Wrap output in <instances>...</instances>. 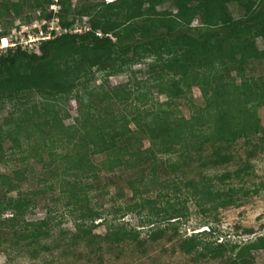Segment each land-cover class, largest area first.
Instances as JSON below:
<instances>
[{
  "label": "trees",
  "instance_id": "trees-1",
  "mask_svg": "<svg viewBox=\"0 0 264 264\" xmlns=\"http://www.w3.org/2000/svg\"><path fill=\"white\" fill-rule=\"evenodd\" d=\"M165 1L173 9L159 10ZM232 3L242 6L238 16L229 8ZM51 5L58 10L49 9ZM70 6L69 0H0V39L8 36L16 20L55 19L59 30L68 29L56 34L53 28L52 37L39 42L38 52H27L20 44L0 51V106L12 107L0 123V162L13 161L20 154V163L34 158L59 177L56 199L62 200L60 206L75 221L73 242L119 244L130 239L141 246L137 230L127 224H107L103 212L90 206L91 185L81 179L97 180L101 168L111 172L148 166L147 175L129 180L134 203L108 213L145 211L141 226L153 225L150 240L163 232L154 225L153 215L167 223L183 216L174 202L166 200L160 206V195L142 194L159 181V186L171 183L178 199L176 183L158 180L157 155H167L163 163L176 174L189 160L201 157L209 144L213 149L203 165L218 166L231 160L229 145L264 131L258 116V108L264 106V76L250 73L255 64L264 63V0H111L81 5L75 11ZM23 9L37 15L22 18ZM76 15L88 17V29L69 31ZM150 58L146 69L133 71L148 74L144 81L135 82V88L129 82L107 87L105 81L78 88L94 72H104V77L122 74ZM194 86L200 90L202 105L190 103L188 117L175 114L174 100L191 99ZM137 87L147 95L152 90L162 95L163 102L155 109L145 108L148 97L135 93ZM71 99L78 104L77 115L67 125L59 105ZM129 102L133 105L128 110L116 109ZM144 139L149 142L146 148ZM94 155H104L101 166L92 161ZM240 172L188 180L183 186L203 210L226 207L236 203L240 189L225 190L215 180L220 184ZM26 180V169L0 172V239L7 236L15 245L32 246L34 255L37 247L46 248L40 243L51 236L52 226L45 216L27 218L37 205V191L23 193ZM41 185L42 192L55 187ZM5 213L8 216L3 217ZM100 223H106L104 234H93ZM211 233L210 229L195 232L179 247L186 254L195 252L196 259L230 253L225 264H252L251 252L264 249V234L239 245L209 241Z\"/></svg>",
  "mask_w": 264,
  "mask_h": 264
},
{
  "label": "rangeland",
  "instance_id": "rangeland-1",
  "mask_svg": "<svg viewBox=\"0 0 264 264\" xmlns=\"http://www.w3.org/2000/svg\"><path fill=\"white\" fill-rule=\"evenodd\" d=\"M69 1L71 11H75L81 5H91L95 2H109L111 0ZM171 4L170 1H165L158 9L162 10L169 7L173 9ZM229 8L234 16H238L242 12V6L237 3L230 4ZM55 9L58 10V6ZM26 15L34 17L37 12L23 9L21 17L23 18ZM74 18L75 21L69 31L82 32L89 27L88 17L76 15ZM193 23L196 24L197 21ZM44 25L45 29L42 28ZM57 26L55 19L32 20L30 23L16 20L6 37L8 38V44L3 43L4 40L1 42L0 39V51L5 47L20 44L21 48L27 52H38L39 42L44 38L52 37V33L49 35V32L54 30L56 34H59L68 31V29L65 31L53 29V27ZM257 43L261 47L262 43L260 41ZM150 60L151 58L146 59L144 63L134 64L122 74L104 77V72H94L93 76H90V79L86 82L84 80L80 81L78 88L81 91L85 85L86 87H94L104 81L107 87L129 82L135 88V82L144 81L148 78V74L137 72L133 74V71L137 69L143 71L146 69L145 64ZM250 73L264 76V63L255 64ZM135 93H142L144 97H148L144 107L149 110L155 109L164 100L162 95L153 93V90L147 95L144 93L143 87H137ZM190 98L189 100L182 98L174 100L172 108L175 114H183L188 117L190 114V103L198 106L203 103L200 90L195 86L191 89ZM132 105L133 102H129L126 107L116 106V109L122 112V110L126 111L131 108ZM77 107L78 104L74 99L59 105L60 114L66 116L65 123L67 125H70L77 115ZM10 108H12L10 105L0 106V109H2V111L0 110V123L6 120L7 113L11 110ZM258 116L260 125L264 130V106L258 108ZM130 128H135L133 123H130ZM141 131L144 132L143 128ZM263 132L251 135L247 139L240 138L229 145L227 152L232 156L231 160L218 166L203 165V163L207 162V156L213 149L209 144L203 147L201 157L195 156L193 160H189L188 164L176 174L171 173L163 163L169 157L167 155H157L158 165L156 171L158 172V180L162 183H165L166 180L176 183L180 188L178 199L174 197L175 192L171 187V183L165 187L159 186V181L150 191L144 192L142 197L150 196L153 198L154 195H160L158 205H166V200H169L170 203L174 202L177 207L181 208L184 211V215L172 223L159 222L157 220H159L160 216L153 215L152 218L156 221L154 225L163 228V232L158 235L156 240H150L149 238L153 225L141 226L145 211L141 215H138L137 211L108 213L112 211V208H122L125 205L134 203L129 180L136 181L139 176L147 175L148 166H143L142 168L121 167L111 172L101 168L98 171L97 180L81 179L82 183L91 185L88 191L90 206L103 212L102 215L105 217L107 224L111 222L114 224L122 223L137 230L139 233L138 239L142 242L141 246H138L135 241L130 239L119 244L101 242L98 245V243L93 242L88 245L85 241L78 240L73 242L71 236L75 230V221L60 206L62 200L56 199L59 177H54L50 171L43 169L41 163L34 158H29L26 163H20L17 159L20 154H16L14 156L16 159L13 161L0 162V172H9L11 168L15 167L26 169L27 180L23 183L21 190H23V193L37 191L35 196L37 205L29 212L27 218L45 216L50 226H52L51 236L40 243L44 244L46 248L37 247V252L34 255L32 246L26 248L23 245H15L9 237H2L0 239V264H225L231 256L230 253H225L222 258L196 259L195 252L186 254L180 249L179 245L184 238L201 230H211L212 233L208 236L209 241L216 240L218 242L222 240L226 244L239 245L264 234ZM147 146H149V142L144 139L142 147L146 148ZM103 160L104 155L92 156V161L100 164V166ZM237 169H241L239 177L227 179L220 184L215 180V184L217 183L218 186L225 190L230 187L240 189L236 193L239 198L234 205L203 210L195 199L189 197L190 191L183 186L184 182L188 180L196 182L201 177L207 178L224 172H234ZM44 182L46 184L53 183L55 186L54 190L44 189L45 191L42 192L41 184ZM134 183L137 184V182ZM4 216H8V213H5ZM105 229L106 223H100L93 228L92 233L103 235ZM251 253L253 256L252 264H264V249L254 250Z\"/></svg>",
  "mask_w": 264,
  "mask_h": 264
},
{
  "label": "built area",
  "instance_id": "built-area-1",
  "mask_svg": "<svg viewBox=\"0 0 264 264\" xmlns=\"http://www.w3.org/2000/svg\"><path fill=\"white\" fill-rule=\"evenodd\" d=\"M50 7H51V9H54V10H55L56 5H51ZM53 28L56 29V30H59V27H58V26H57V27H53ZM86 29H88V27H87ZM50 31H51V30H50ZM50 34H51V32H49V35H50ZM96 34H97V35H100L99 32H96ZM7 39H8V38H4L3 40H4L5 43L8 44Z\"/></svg>",
  "mask_w": 264,
  "mask_h": 264
},
{
  "label": "clouds",
  "instance_id": "clouds-1",
  "mask_svg": "<svg viewBox=\"0 0 264 264\" xmlns=\"http://www.w3.org/2000/svg\"><path fill=\"white\" fill-rule=\"evenodd\" d=\"M4 38H6V37H4ZM4 38H1V42L3 41ZM3 43H5V42H3Z\"/></svg>",
  "mask_w": 264,
  "mask_h": 264
}]
</instances>
